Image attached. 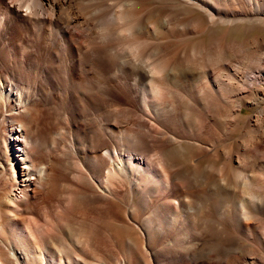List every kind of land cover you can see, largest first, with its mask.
Listing matches in <instances>:
<instances>
[{
  "label": "bare ground",
  "instance_id": "6f19581e",
  "mask_svg": "<svg viewBox=\"0 0 264 264\" xmlns=\"http://www.w3.org/2000/svg\"><path fill=\"white\" fill-rule=\"evenodd\" d=\"M207 247L264 264V0H0V264Z\"/></svg>",
  "mask_w": 264,
  "mask_h": 264
},
{
  "label": "rangeland",
  "instance_id": "374dc122",
  "mask_svg": "<svg viewBox=\"0 0 264 264\" xmlns=\"http://www.w3.org/2000/svg\"><path fill=\"white\" fill-rule=\"evenodd\" d=\"M242 113L244 115H249L250 114V109L247 108V107H244L242 109ZM186 156L187 155L185 154V157ZM202 163H203V161H201L200 164H202ZM218 164L220 165V163H217V166H219ZM211 194L213 196L210 199H208V200H203L202 203H201V206H200V214L202 213L201 217L203 219H206V221L208 223V224L206 223V225H205L206 227L204 228L205 232L203 233V236H202V239H201L202 241H206L207 239H209L208 237L211 238L213 235L216 236V239H220V238L221 239H225V236H226L225 232H226V234H228V232L231 231V226H230L231 223L226 219V217L224 215L225 211L227 210V206L228 205L225 204L226 206L225 205L224 206H218V201H219V192H218V190H214ZM134 198L135 199H134L133 204L137 206V204H138V196H135ZM136 201H137V203H136ZM120 204H122V205H120ZM214 205H216V206L214 207ZM122 206H123V203L116 202L115 207L119 208L118 209L119 210V214H121L123 212L122 210H125V205H124V207H122ZM221 207H223V208L221 209ZM221 214H222L223 217L221 216ZM219 219H221L222 221L221 220L219 221ZM224 226H225V228H224ZM235 237L238 238L237 239L238 241L239 240L241 241L240 237L237 234L235 235ZM241 242L243 243L244 241H241ZM207 248L208 249H204V250L201 251L202 253L200 252L198 254L197 264H228L229 263V261L227 260V258H228L227 256H229V254L231 252L224 253L222 250H219V252H216V254L215 253L211 254L210 250H209V247H207ZM232 252H234V251H232ZM238 252L239 251L234 252V253H238ZM261 252H262V250H261ZM135 254H137V252ZM241 254H242L241 252L238 253V255H241ZM262 257L264 258V255ZM137 264H141V263H137Z\"/></svg>",
  "mask_w": 264,
  "mask_h": 264
}]
</instances>
